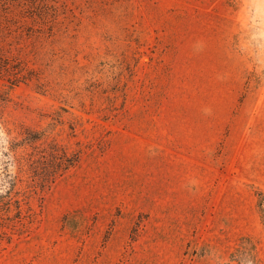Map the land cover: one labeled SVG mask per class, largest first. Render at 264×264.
Returning a JSON list of instances; mask_svg holds the SVG:
<instances>
[{
    "label": "rangeland",
    "instance_id": "374dc122",
    "mask_svg": "<svg viewBox=\"0 0 264 264\" xmlns=\"http://www.w3.org/2000/svg\"><path fill=\"white\" fill-rule=\"evenodd\" d=\"M258 191L264 0H0V264H264Z\"/></svg>",
    "mask_w": 264,
    "mask_h": 264
},
{
    "label": "trees",
    "instance_id": "16d2710c",
    "mask_svg": "<svg viewBox=\"0 0 264 264\" xmlns=\"http://www.w3.org/2000/svg\"><path fill=\"white\" fill-rule=\"evenodd\" d=\"M68 166H65L66 169ZM2 205H5L3 203ZM11 199L8 200L6 206H0V210L9 211L11 209ZM19 208V205L17 206ZM256 207L259 216L261 226L264 230V191H258L256 193ZM20 210V208L18 209ZM230 261H235L237 264H260L259 261L252 256L246 247H242L237 253L233 254Z\"/></svg>",
    "mask_w": 264,
    "mask_h": 264
}]
</instances>
